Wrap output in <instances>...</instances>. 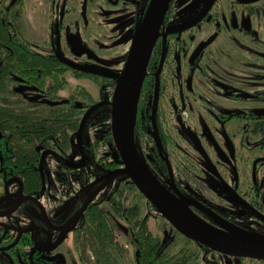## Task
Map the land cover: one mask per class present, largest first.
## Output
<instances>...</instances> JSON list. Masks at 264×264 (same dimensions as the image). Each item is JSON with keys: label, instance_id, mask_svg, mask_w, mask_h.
<instances>
[{"label": "flooded vegetation", "instance_id": "flooded-vegetation-1", "mask_svg": "<svg viewBox=\"0 0 264 264\" xmlns=\"http://www.w3.org/2000/svg\"><path fill=\"white\" fill-rule=\"evenodd\" d=\"M29 1L0 0L6 32L17 40L0 52L18 68L11 86L20 117L14 147L3 142L9 132L0 118V218L6 221L0 224V247L19 251L27 245L50 264H61L53 253L71 239L79 264L91 259L97 264L90 247L94 224L103 227L106 221L116 234L114 243L128 255L129 246L117 239L118 217L129 226L134 264L143 227L165 245L162 253L145 256L146 264L164 254V260L175 256L170 247L178 242L153 233L149 222L160 216L175 237L187 238L129 177L145 200L136 199L131 218L116 205V176L109 179L124 164L115 155L111 126L98 141L112 143L110 163L108 156L95 159L87 145L92 123L102 128L105 114L111 120L113 95L105 101V88L117 87L156 0H35L44 16L36 30L24 14ZM42 35L47 40L38 41ZM49 83L57 116L66 108L63 121L35 108L53 92ZM89 84L98 89L97 100L87 91ZM129 119L134 153L169 194L196 203L184 206L189 215L213 230L233 228L264 238V0H171L146 69L130 91ZM41 121L47 125L29 130L31 122ZM90 170L96 177L88 184ZM74 182L79 190L73 194ZM63 193L69 198L60 203ZM23 211L26 217L20 216ZM24 256L0 253L2 264Z\"/></svg>", "mask_w": 264, "mask_h": 264}, {"label": "water", "instance_id": "water-1", "mask_svg": "<svg viewBox=\"0 0 264 264\" xmlns=\"http://www.w3.org/2000/svg\"><path fill=\"white\" fill-rule=\"evenodd\" d=\"M170 3L171 0H156L145 25L136 36L134 47L115 88L111 103V133L116 146L115 155L120 156L124 167L116 170L109 180H112L121 173L126 174L136 185L140 193L187 239L222 255L239 259L246 258L264 261V238L261 235L233 228L228 229L227 232L210 229L203 222H200L184 210V206H196V203L182 202L169 194L148 173L132 149L131 133L128 130L129 94L134 84L146 69L148 59ZM195 22L189 23L188 26H192ZM83 127L84 121L78 132L79 142H81ZM104 186L100 187L96 192L104 188ZM96 192L91 195L85 208ZM12 212L14 210L6 213V215ZM0 216L4 215L0 214Z\"/></svg>", "mask_w": 264, "mask_h": 264}, {"label": "trees", "instance_id": "trees-1", "mask_svg": "<svg viewBox=\"0 0 264 264\" xmlns=\"http://www.w3.org/2000/svg\"><path fill=\"white\" fill-rule=\"evenodd\" d=\"M2 10L0 6V47L5 46L7 43L8 45L13 42L17 41L16 38H13L9 33L6 32V21L5 18L2 16ZM10 62L15 61H7L4 57L3 52H0V118L6 119L7 121V131L9 132L8 139H3V142L9 141L11 146L14 147V143L17 142V135H18V120L20 117L17 116V102L14 99V91L12 89V85L16 84V78L19 77L18 68L15 65H10ZM85 71V70H82ZM87 72V71H85ZM48 79L43 80V83H46ZM51 85V83H49ZM53 92L51 94H45L43 97L44 101L35 106V108L43 113V115H48L46 118L54 119L59 118L63 121L64 116L66 114V108L61 109L60 114L59 105L55 101V91L54 85H51ZM88 97L89 94H88ZM2 98L4 100H2ZM3 105V106H2ZM50 112H57V113H50ZM57 116V117H56ZM66 117V116H65ZM52 120V119H51ZM61 121H53V123H59ZM43 125H47L45 122L41 121L39 125H34V123L29 124V130H41ZM1 141V139H0ZM121 164V163H119ZM122 165H119L120 168ZM117 168V165H116ZM118 170V169H116ZM120 192L119 196L117 197L116 194V205L121 206L123 209H126L125 216H131L136 212L135 210L131 209L130 207L136 205V199L141 198L144 199L143 196L140 195L136 187L131 183L128 176L124 173L119 174L116 177V190ZM117 193V192H116ZM145 200V199H144ZM147 205L155 211V208L146 202ZM131 218V217H130ZM134 233L137 229L136 224H134ZM141 235L143 238V245L138 248L137 252H140L136 255L137 264H146L148 261H145V256L147 255H158L163 252L165 245L160 242L159 238H155L152 233L146 228L140 229ZM93 240H90V247L94 254L96 255L97 264H128L126 261L127 253L122 250V247L118 246V244L114 243L115 236L113 231L108 226L107 222L105 221L103 227L94 224L93 231L91 232ZM189 244L193 243L187 239H185ZM202 250H206L207 248L201 245H198ZM19 251L10 248L6 249L5 247H0V253L4 254L8 252L13 254L14 256L25 255L23 258H16L11 257L9 259L8 264H50L47 259H42L39 257V254L34 250H29L27 245H21L18 247ZM14 253H12V251ZM34 251L35 253H33ZM175 256L168 257L167 260L162 258L164 255L159 256L157 259L153 260L152 264H205L198 261L197 254L195 252H191L188 248H182V250L175 252ZM171 254V252H170ZM0 264L1 259H0ZM206 264H216V263H206Z\"/></svg>", "mask_w": 264, "mask_h": 264}, {"label": "rangeland", "instance_id": "rangeland-1", "mask_svg": "<svg viewBox=\"0 0 264 264\" xmlns=\"http://www.w3.org/2000/svg\"><path fill=\"white\" fill-rule=\"evenodd\" d=\"M34 2L32 0H30L28 2V5L25 6V10H24V14L26 16L29 17L30 22L32 21V25L33 28L36 30L37 25H40V23H42V18H44L43 16V12L40 13L39 10H42L40 7L41 6H36L34 5ZM36 12V14H35ZM47 18V16H46ZM45 18L44 22L47 26H49V21ZM46 35H42L41 37H38V41H43V40H47V37H45ZM47 44V42L45 43ZM90 85V84H89ZM87 91L91 93V95L94 97L95 100H97L98 98V89L96 87L93 86H87ZM115 88L112 87H106L105 91H104V98L105 101H110L113 95V91ZM103 117V126L102 128H100V123L98 122H94L91 125V128H89L90 131L89 132V138H88V148L89 150L94 149V155L93 157L95 159H98V157L101 156V158L104 157H109L105 160L106 163H110L111 158H110V153L109 151H111L113 149L112 143L105 138L103 143H98L99 138L103 139L104 136L108 133L107 131L110 129L111 126V120H110V116L108 114H105L102 116ZM99 117V120L101 121V118ZM132 118V117H131ZM131 120V119H129ZM131 122H129V128L128 130H132V126L130 125ZM97 132L101 133L99 137H96ZM131 133V132H130ZM95 134V135H94ZM107 139V140H106ZM106 140V141H105ZM74 141H76V138L74 139ZM86 169L83 172H87ZM90 173V174H89ZM89 174V183H92L95 180L94 175L91 174V170L88 172ZM71 186L73 187L72 193L74 194L77 190H79V185L77 183H73L71 184ZM90 190L92 189V184L89 185ZM64 190H66V187H64ZM15 191V188L10 189V192ZM104 194H102L101 196H103ZM100 196V197H101ZM99 197V198H100ZM69 198V195H66L65 193H63L62 195H60V203H64L65 201H67V199ZM15 200L12 199V201H10L9 204H13ZM103 205H106L105 210L109 209V205H107V203H104ZM11 206V205H10ZM30 214V212L28 213V215ZM20 216H24L26 217V213H24V211L20 214ZM28 217V216H27ZM5 219H1L0 218V224L1 223H5ZM114 222L116 224L117 227V239L119 241V243L122 246H129L128 248L125 247L128 251V255L126 256V261L128 264H134L133 263V250L131 248L130 242H129V226L128 224L121 218H114ZM150 228L152 230L153 233H159L160 236H162L164 238V240H169L173 241V243L178 242V244L176 246H178L179 248H188L191 252H195V254H197V258L198 261H211L214 262L216 264H264V261H258V260H251V259H239V258H231V257H226V256H222L219 255L217 253H215L214 251H211L209 249L206 250H202L198 245H196L195 243H191L189 244L186 240L182 239L181 237H175V234L172 233L171 227L168 226V224L162 220V218L160 216H155L150 222ZM28 227L27 224H25L24 229H26ZM22 228V227H21ZM12 230V228H10ZM19 228L15 229L13 231V233H17L19 232ZM115 239H116V234H115ZM175 245H171L170 249H171V253H175L178 252V249H175L176 247ZM75 246L74 243L71 239H66V241L64 242V244L57 248L56 251L53 253L55 255H57V259L60 261L61 264H79L78 261V256L75 253ZM89 256H92L91 253L89 254ZM88 264H94V260H90Z\"/></svg>", "mask_w": 264, "mask_h": 264}]
</instances>
